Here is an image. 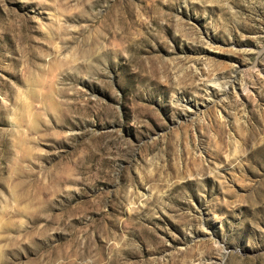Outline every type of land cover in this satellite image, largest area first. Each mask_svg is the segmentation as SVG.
Wrapping results in <instances>:
<instances>
[{"label":"rangeland","instance_id":"rangeland-1","mask_svg":"<svg viewBox=\"0 0 264 264\" xmlns=\"http://www.w3.org/2000/svg\"><path fill=\"white\" fill-rule=\"evenodd\" d=\"M0 264H264V0H0Z\"/></svg>","mask_w":264,"mask_h":264}]
</instances>
